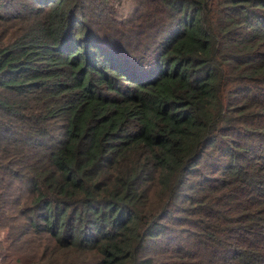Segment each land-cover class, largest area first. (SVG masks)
<instances>
[{
    "label": "trees",
    "instance_id": "obj_1",
    "mask_svg": "<svg viewBox=\"0 0 264 264\" xmlns=\"http://www.w3.org/2000/svg\"><path fill=\"white\" fill-rule=\"evenodd\" d=\"M0 264H264V0H0Z\"/></svg>",
    "mask_w": 264,
    "mask_h": 264
},
{
    "label": "rangeland",
    "instance_id": "obj_2",
    "mask_svg": "<svg viewBox=\"0 0 264 264\" xmlns=\"http://www.w3.org/2000/svg\"><path fill=\"white\" fill-rule=\"evenodd\" d=\"M198 176H196V178H197Z\"/></svg>",
    "mask_w": 264,
    "mask_h": 264
}]
</instances>
